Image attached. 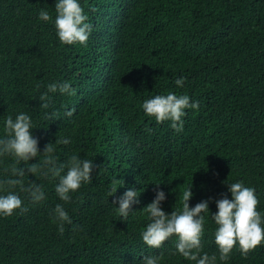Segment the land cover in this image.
<instances>
[{"label":"trees","instance_id":"16d2710c","mask_svg":"<svg viewBox=\"0 0 264 264\" xmlns=\"http://www.w3.org/2000/svg\"><path fill=\"white\" fill-rule=\"evenodd\" d=\"M80 2L92 25L86 45L62 44L53 20H38L41 9L54 19V0H0V135L6 116L27 112L41 151L50 142L59 162L76 154L94 164L91 183L68 203L56 195L55 179L24 177L25 184H39L46 199L33 203L21 194L27 210L0 217V264H142L148 255H162L161 264H194L175 253V237L159 249L143 243L149 221L142 208L160 183L167 197L162 207L170 213L191 184L189 206L211 197L215 212L216 199L230 198L225 183L240 181L255 189L257 209L264 212V0ZM47 41L61 52L50 66L73 65L88 76L81 74L77 88L86 101L70 125L68 102L52 95L51 107L43 109L41 94L25 92L35 80L63 77L42 71V59L30 54L31 46ZM5 44L11 52L2 56ZM180 76L182 88L175 85ZM168 92L199 103L198 110H186L182 132L170 121L157 123L141 107ZM74 127L80 138L56 144V138L71 139ZM42 158L18 166L39 165ZM12 163L11 157L0 161V178ZM113 187L117 191L108 198ZM128 188L137 189L139 203L123 221L111 202ZM58 203L72 221L62 233L52 216ZM215 228L209 216L202 252L218 257ZM227 264H264V245L246 256L234 247Z\"/></svg>","mask_w":264,"mask_h":264},{"label":"clouds","instance_id":"9594fccd","mask_svg":"<svg viewBox=\"0 0 264 264\" xmlns=\"http://www.w3.org/2000/svg\"><path fill=\"white\" fill-rule=\"evenodd\" d=\"M55 17L49 11L41 9L38 12V20L48 22L53 20L56 35L62 44L86 45L92 25L88 22V15L81 6L80 0H54ZM51 37H48V40ZM42 41V39L38 40ZM11 52L9 46H3V55ZM32 58L42 59L40 66L42 71L48 72L54 69L63 74L59 81L50 78L48 81L35 80L36 87L26 88L31 97L40 95L41 107L48 109L53 103V96H57L68 102V109L64 115L69 117V125L76 122L77 115L73 116L77 107H82L86 101V94L80 88L79 83L87 76L81 69L72 68L73 65H63L56 68L50 66L51 60L59 62L61 56L60 46L53 41L44 42L40 47L33 45L30 48ZM88 78V76H87ZM185 77L180 76L175 80L178 88L184 87ZM144 114L154 118L157 123L170 121L171 127L176 132H182L187 109L198 110V101L191 100L187 94L168 92L157 94L146 99L141 105ZM51 115H56L53 113ZM73 116V117H72ZM32 117L27 112H19L13 118L8 115L3 119V134L0 135V161L5 157H11L13 163L3 169V178H0V217H9L16 210L26 211L21 194H26L33 203L46 199L44 190L39 184L29 182L25 184L24 177L27 174L39 175L55 179V193L59 200L68 203L72 193L82 185L91 183L93 179L94 164L92 159H83L74 154L66 163L58 161L55 155V146L47 143L43 150L39 148V141L32 134L36 128ZM72 137L56 138V144H71V140L80 138L79 130L71 129ZM42 154V162L39 165L31 164L27 168L19 167L21 163L28 164ZM225 183V182H224ZM123 184V183H122ZM122 184L120 186H122ZM155 195L150 203L145 205L143 214L147 216L148 223L141 232L143 243L159 249L165 241L175 237V253H178L187 261L194 264H227L234 247L238 246L242 255L246 256L258 246L264 245V212L257 209L259 199L255 189L246 186L243 182L225 183L230 198L222 195L215 200L216 211L211 212L209 200H201L194 206H189V200L193 196L190 184L180 197V207L166 212L162 203L166 200L165 192L159 188L160 183H155ZM118 187L109 190L108 198L114 196ZM137 189L128 188L121 195L116 196L111 204L116 205V211L121 220H126L129 213L134 211L133 205L139 203ZM109 200V199H108ZM54 222L58 230L64 231V224H71V218L63 204H56L52 210ZM216 225L214 243L217 246L219 256L202 252V237L205 233V224L208 217ZM162 255H148L142 257V264H161Z\"/></svg>","mask_w":264,"mask_h":264}]
</instances>
